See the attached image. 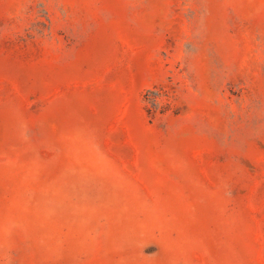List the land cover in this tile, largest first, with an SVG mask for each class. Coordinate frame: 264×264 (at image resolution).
<instances>
[{"label": "rangeland", "instance_id": "374dc122", "mask_svg": "<svg viewBox=\"0 0 264 264\" xmlns=\"http://www.w3.org/2000/svg\"><path fill=\"white\" fill-rule=\"evenodd\" d=\"M0 264H264V0H0Z\"/></svg>", "mask_w": 264, "mask_h": 264}]
</instances>
